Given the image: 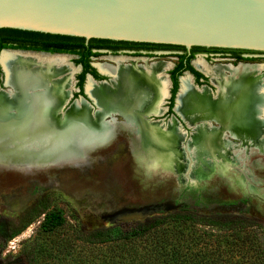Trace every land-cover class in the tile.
Wrapping results in <instances>:
<instances>
[{"label":"bare ground","instance_id":"obj_1","mask_svg":"<svg viewBox=\"0 0 264 264\" xmlns=\"http://www.w3.org/2000/svg\"><path fill=\"white\" fill-rule=\"evenodd\" d=\"M19 54L9 51L2 54L1 63L10 91H0V140L6 134L14 136L20 145L19 155L76 157L81 146L112 139L116 129L112 115H118L123 126L131 129L140 152L149 155L155 164L163 161L178 181L197 182L214 174L230 188L255 190L252 185H245L247 177L238 163L253 150L264 153V122L257 115L264 108L259 67H213L210 82L217 89L216 100L208 97L205 87L197 90L187 79H182L176 112L188 125H193L196 114H207L217 123L212 128L194 127L183 146L184 132L174 121L163 128L159 123L148 124L143 118L147 110H157L163 97L164 81L160 73L165 63H154L148 70L132 62L125 66L119 60L114 70L99 65L102 72H109L111 80L110 85L104 81L97 84L89 81L86 85L95 109L83 102L73 103L61 112L58 108L64 105L69 83L65 77L69 72L63 71V61L57 58L41 63ZM33 66L38 69L33 70ZM194 66L205 72L199 61ZM224 133L239 144L224 141ZM190 158L195 161L192 165Z\"/></svg>","mask_w":264,"mask_h":264},{"label":"rangeland","instance_id":"obj_2","mask_svg":"<svg viewBox=\"0 0 264 264\" xmlns=\"http://www.w3.org/2000/svg\"><path fill=\"white\" fill-rule=\"evenodd\" d=\"M192 130L188 136L184 133L183 146ZM113 136L85 144L78 157L66 158L19 155L20 145L14 136H3L0 140V220L13 221L39 197L56 193L57 198L50 199L48 209H60L66 225L63 233L59 230L49 235L39 233L43 219L40 216L6 243L2 257H16L30 251L35 240L38 243L63 237L72 239L70 229L77 225L85 231L115 225L129 230L145 219L183 210L247 217L264 225V153L250 149L253 153L238 163L247 177L245 185H252L255 190H236L224 185L214 174L206 181H178L163 161V164L160 161L155 164L149 155L140 152L131 129L116 126ZM230 138L223 134L227 143L239 144ZM190 160L191 165L194 164L195 161ZM43 263L59 264L55 260Z\"/></svg>","mask_w":264,"mask_h":264},{"label":"trees","instance_id":"obj_3","mask_svg":"<svg viewBox=\"0 0 264 264\" xmlns=\"http://www.w3.org/2000/svg\"><path fill=\"white\" fill-rule=\"evenodd\" d=\"M27 39L54 43L46 47L53 52L76 54L90 50L97 43L146 44L104 39L86 41L81 37L1 28L0 50ZM90 55L88 51L86 58ZM177 88L175 79V93ZM52 197L57 198V194L39 197L13 221L0 220V264H44L45 260L59 264H264V225L247 217L206 215L190 210L157 215L136 223L129 230L115 225L85 231L77 225L70 227L72 239L63 237L38 243L35 240L30 251L16 257H2L6 243L40 216L43 219L39 233L64 232L66 221L61 210L48 209Z\"/></svg>","mask_w":264,"mask_h":264},{"label":"water","instance_id":"obj_4","mask_svg":"<svg viewBox=\"0 0 264 264\" xmlns=\"http://www.w3.org/2000/svg\"><path fill=\"white\" fill-rule=\"evenodd\" d=\"M1 28L86 41L264 52V0H0ZM3 53L0 91L9 92ZM176 106L177 98L175 112Z\"/></svg>","mask_w":264,"mask_h":264},{"label":"flooded vegetation","instance_id":"obj_5","mask_svg":"<svg viewBox=\"0 0 264 264\" xmlns=\"http://www.w3.org/2000/svg\"><path fill=\"white\" fill-rule=\"evenodd\" d=\"M14 47L4 48L0 50V54L4 51L17 52L19 55L33 57L37 61H45L51 59H61L63 61V71L69 72L65 74L69 83L66 86V98L64 105L58 109L61 112L68 110L73 103H83L82 100L95 109L92 101L86 94V85L89 81L95 82L104 81L110 85L111 75L109 72L101 73L98 68L99 65H104L108 70H114L117 66L116 61H121L123 65H128L132 62L136 67H143L148 70L150 65L154 63H165V69H162L160 77L164 81L163 97L158 103L156 111L147 110L144 114L148 124L159 123L163 128L167 127L172 118L178 120V126L182 132L188 136L191 129L194 127L205 125L209 127H216L217 123L209 117V115L196 114L193 116V125H188L181 116H178L174 110L177 93L182 87L181 81L183 78L187 79L193 88L197 90L207 87L206 93L212 100H216L218 92L210 81V72L213 67H229L236 69L242 66H257L259 67L257 73L261 77V84L264 90V52L242 51V50H225V49H196V48H175L167 46H159L156 44H129V43H97L93 44V48L85 50L82 54L72 52H53L47 50L46 47L54 45L50 42H42L35 40H18L13 42ZM21 45V46H20ZM88 51L91 53L86 58ZM82 58L80 60L79 57ZM98 61V62H94ZM199 61L205 72L198 70L194 63ZM42 63V62H41ZM33 66V70H37ZM197 71L201 76H196L192 70ZM84 72V73H83ZM223 75H226L225 73ZM56 77L57 76H53ZM60 77V75H59ZM90 77V79H88ZM4 73L0 65V87H3ZM175 79L178 83L176 93L174 92ZM107 85V86H108ZM165 88V90H164ZM68 90V91H67ZM180 93V92H179ZM179 95V94H178ZM258 117L264 122V108L261 113H257ZM116 126H123L122 120H118V115H112ZM144 120V119H143ZM118 124H117V123ZM192 130V131H193ZM264 132V128H263ZM183 134V133H182ZM35 202V201H34ZM33 202V203H34ZM27 209V208H26Z\"/></svg>","mask_w":264,"mask_h":264}]
</instances>
